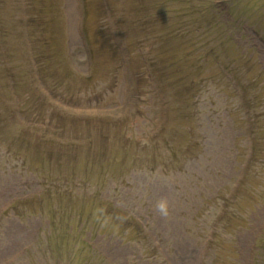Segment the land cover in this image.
I'll list each match as a JSON object with an SVG mask.
<instances>
[{
    "label": "rangeland",
    "instance_id": "obj_1",
    "mask_svg": "<svg viewBox=\"0 0 264 264\" xmlns=\"http://www.w3.org/2000/svg\"><path fill=\"white\" fill-rule=\"evenodd\" d=\"M0 77V264H264V0H0Z\"/></svg>",
    "mask_w": 264,
    "mask_h": 264
},
{
    "label": "trees",
    "instance_id": "obj_2",
    "mask_svg": "<svg viewBox=\"0 0 264 264\" xmlns=\"http://www.w3.org/2000/svg\"><path fill=\"white\" fill-rule=\"evenodd\" d=\"M0 81H1V77H0ZM3 86L0 87V91H3ZM254 157V154H251V157L250 158H253Z\"/></svg>",
    "mask_w": 264,
    "mask_h": 264
}]
</instances>
